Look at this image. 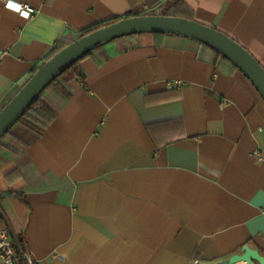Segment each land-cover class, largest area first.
<instances>
[{"label":"crops","instance_id":"0c3cea01","mask_svg":"<svg viewBox=\"0 0 264 264\" xmlns=\"http://www.w3.org/2000/svg\"><path fill=\"white\" fill-rule=\"evenodd\" d=\"M15 2L34 13L0 0V111L55 46L170 5L264 67V0ZM79 64L70 95L42 91L55 113L43 132L16 123L0 140V215L23 254L33 264H210L248 245L264 257V102L243 73L194 39L148 32Z\"/></svg>","mask_w":264,"mask_h":264},{"label":"water","instance_id":"95a60500","mask_svg":"<svg viewBox=\"0 0 264 264\" xmlns=\"http://www.w3.org/2000/svg\"><path fill=\"white\" fill-rule=\"evenodd\" d=\"M147 32L191 38L218 51L243 73L264 102V67L231 37L192 19L164 15L133 16L107 24L73 41L39 66L0 111V140L15 126L30 102L42 93L61 70L103 43ZM253 260L264 264V257L257 250L244 245L227 260L210 264H252ZM193 264L203 263L197 260Z\"/></svg>","mask_w":264,"mask_h":264},{"label":"trees","instance_id":"16d2710c","mask_svg":"<svg viewBox=\"0 0 264 264\" xmlns=\"http://www.w3.org/2000/svg\"><path fill=\"white\" fill-rule=\"evenodd\" d=\"M170 8H171V5L163 13H157L155 10H152V11L147 12V14H145V15L146 16L147 15L171 16V14H170V11H171ZM132 16H133L132 14L126 13L123 16H117V17H115V18H113V19H111L109 21L99 23L98 25H96L93 28L86 29V30H84L82 32H79V34L76 36V38L73 41H75V40H77V39H79V38H81V37L89 34L90 32H93L94 30H96V29H98L100 27H103V26H105L107 24L116 22V21L121 20L123 18H129V17H132ZM73 41H71L70 43H72ZM70 43L64 45L63 47H57V46H55L54 48H52V50L47 54V56H45L44 62L48 61L52 56H54L57 52H59L61 49H63L64 47H66ZM201 44H203V43H201ZM209 48H211V47H209ZM214 51H215V53L217 55L221 56L224 60H226L230 64V66L238 69L231 61H229L221 53H219L216 50H214ZM87 55H84L83 57L79 58L78 60L74 61L69 66H67L66 68H64L63 70H61L56 75L55 79L49 85H56L60 89L66 91V93L68 95H70V92L68 91L66 85L69 82L73 81V80L80 81V80H82L84 78L85 75H84V73H83V71H82V69L80 67L79 62H80L81 59H83ZM37 70H38V68H34L31 71V75H29V76L31 77ZM40 96H41V94L38 95L32 102H30V105L27 106V108L25 109L23 115L17 121L18 124H22L23 126H25L26 128H28L29 130H32V131H34L36 133L43 132L44 131L43 129H45L47 127L48 123L55 116L54 111L51 108H49L41 100ZM7 134H9V132ZM15 245H16L17 249L19 250V252H21V253H24L25 252L24 251V246H25L24 240H22V239H18V240L15 239Z\"/></svg>","mask_w":264,"mask_h":264},{"label":"built area","instance_id":"2783aa9c","mask_svg":"<svg viewBox=\"0 0 264 264\" xmlns=\"http://www.w3.org/2000/svg\"><path fill=\"white\" fill-rule=\"evenodd\" d=\"M22 6V12H27L28 16L34 13V10L27 4L18 3ZM21 14V13H20ZM262 161L261 157H258ZM0 223H4L0 227V264H33L31 257L27 254L19 252L15 245V239L11 237L5 221L0 215Z\"/></svg>","mask_w":264,"mask_h":264},{"label":"clouds","instance_id":"9594fccd","mask_svg":"<svg viewBox=\"0 0 264 264\" xmlns=\"http://www.w3.org/2000/svg\"><path fill=\"white\" fill-rule=\"evenodd\" d=\"M7 8H9L10 10H13L17 13H21L22 17L23 18H27L28 16V13L27 12H22V6L18 3L15 2V0H8V3H7Z\"/></svg>","mask_w":264,"mask_h":264},{"label":"rangeland","instance_id":"374dc122","mask_svg":"<svg viewBox=\"0 0 264 264\" xmlns=\"http://www.w3.org/2000/svg\"><path fill=\"white\" fill-rule=\"evenodd\" d=\"M160 1V0H159Z\"/></svg>","mask_w":264,"mask_h":264}]
</instances>
